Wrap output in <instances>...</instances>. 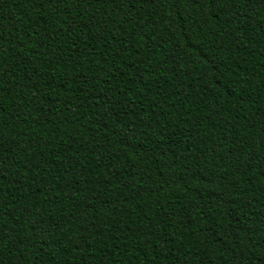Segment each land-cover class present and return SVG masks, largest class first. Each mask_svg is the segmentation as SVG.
I'll return each instance as SVG.
<instances>
[{"label": "trees", "instance_id": "1", "mask_svg": "<svg viewBox=\"0 0 264 264\" xmlns=\"http://www.w3.org/2000/svg\"><path fill=\"white\" fill-rule=\"evenodd\" d=\"M0 264H264V0H0Z\"/></svg>", "mask_w": 264, "mask_h": 264}]
</instances>
